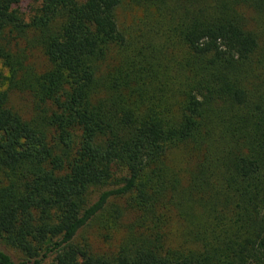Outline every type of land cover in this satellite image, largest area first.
<instances>
[{
    "label": "trees",
    "instance_id": "16d2710c",
    "mask_svg": "<svg viewBox=\"0 0 264 264\" xmlns=\"http://www.w3.org/2000/svg\"><path fill=\"white\" fill-rule=\"evenodd\" d=\"M36 1L0 0V264H264V0Z\"/></svg>",
    "mask_w": 264,
    "mask_h": 264
},
{
    "label": "rangeland",
    "instance_id": "374dc122",
    "mask_svg": "<svg viewBox=\"0 0 264 264\" xmlns=\"http://www.w3.org/2000/svg\"><path fill=\"white\" fill-rule=\"evenodd\" d=\"M39 2L36 0H23V2L20 4V10L24 14L26 19H29L33 7L38 5ZM143 18V13L141 10L137 8H133L130 6L122 7L119 11V21L120 24H122L124 27L133 30L138 29L140 25V20ZM0 75L3 77L9 75L8 68L4 67L3 62L0 60ZM13 101L14 104H16L21 111L28 116L31 111V100L28 95H21V94H13ZM185 152L183 150H176L173 151L169 157L168 161L170 162L171 166L176 169L180 176L183 179V182L186 183V180L188 179V172H189V165L188 162L185 160ZM187 157V156H186ZM171 225L174 229V236L171 238L170 241L172 244H178L180 242V238L178 233L181 231L183 226V221L174 218L171 221ZM122 234H117L114 237V240L111 242H105L103 237L101 236V229L99 227L95 228H89L86 232V237L88 238V241L91 243L93 249L95 251L99 252H110L115 249V246L118 243L119 238Z\"/></svg>",
    "mask_w": 264,
    "mask_h": 264
}]
</instances>
